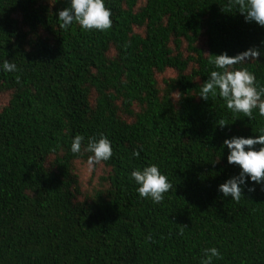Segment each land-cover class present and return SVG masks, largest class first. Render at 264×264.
Wrapping results in <instances>:
<instances>
[{
  "label": "trees",
  "instance_id": "obj_1",
  "mask_svg": "<svg viewBox=\"0 0 264 264\" xmlns=\"http://www.w3.org/2000/svg\"><path fill=\"white\" fill-rule=\"evenodd\" d=\"M230 3L105 0L101 32L59 28L69 0H0V64L18 67L0 71V264H201L209 247L214 264H264V184L246 183L239 202L218 191L239 173L223 141L260 135L264 116L199 97L213 55L250 48L258 63L233 68L264 86V27ZM76 134L113 150L87 191ZM150 164L173 185L159 204L130 176Z\"/></svg>",
  "mask_w": 264,
  "mask_h": 264
},
{
  "label": "clouds",
  "instance_id": "obj_2",
  "mask_svg": "<svg viewBox=\"0 0 264 264\" xmlns=\"http://www.w3.org/2000/svg\"><path fill=\"white\" fill-rule=\"evenodd\" d=\"M229 6H235L244 15L245 22H255L264 27V0H231ZM111 16L112 12L105 6V0H69V6L59 11L57 19L61 29H67L76 22L85 31L103 32L112 27ZM260 56V51L255 48L234 57H229L226 53L213 55L211 62L218 70L210 72L202 84L199 97L207 101L210 96L218 95L233 113L251 118L254 110H257L264 116V86L258 85L256 75L247 67L233 68L234 65L257 62ZM0 71L12 73L18 71V67L12 61L4 59L0 64ZM224 126L221 122L220 127ZM259 132L261 134L254 137L232 136L223 141L222 147L228 149L227 162L239 168L237 176L218 186V191L223 197H230L232 201L239 202L242 186L246 183L264 184V128L259 129ZM70 151L74 155L90 153L87 163L92 167L110 160L113 156L111 141L104 134L89 137L86 143L83 135L76 134L72 138ZM130 176L137 185L138 195L154 204L163 202L165 194L173 188L157 164L136 168L131 171ZM148 239L151 240V237ZM202 251L201 264H214L215 259L223 258L217 247L205 248Z\"/></svg>",
  "mask_w": 264,
  "mask_h": 264
},
{
  "label": "rangeland",
  "instance_id": "obj_3",
  "mask_svg": "<svg viewBox=\"0 0 264 264\" xmlns=\"http://www.w3.org/2000/svg\"><path fill=\"white\" fill-rule=\"evenodd\" d=\"M167 77L172 76L171 71H167L165 74ZM7 97H0V108L6 103ZM75 173L78 175L81 189L84 191L90 190L91 188L97 186L100 176L103 175L104 169L102 166H89L88 163L77 162L75 164Z\"/></svg>",
  "mask_w": 264,
  "mask_h": 264
}]
</instances>
